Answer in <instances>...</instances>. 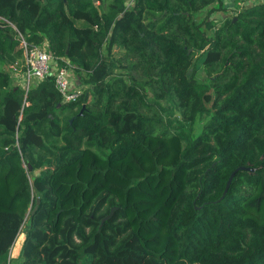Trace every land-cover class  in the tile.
Here are the masks:
<instances>
[{"label":"trees","instance_id":"1","mask_svg":"<svg viewBox=\"0 0 264 264\" xmlns=\"http://www.w3.org/2000/svg\"><path fill=\"white\" fill-rule=\"evenodd\" d=\"M235 1L0 0V264L19 233L21 264H264V0ZM12 25L86 90L12 85Z\"/></svg>","mask_w":264,"mask_h":264},{"label":"built area","instance_id":"2","mask_svg":"<svg viewBox=\"0 0 264 264\" xmlns=\"http://www.w3.org/2000/svg\"><path fill=\"white\" fill-rule=\"evenodd\" d=\"M256 1V0H250ZM15 29V25H12ZM18 45L22 49V58L9 64L12 71L20 77V85L27 89L33 80H40L51 74L55 87L64 101L77 98L82 92V84L75 81V72L70 61L59 64L52 52L48 49V42L35 43L29 41L23 33L16 29ZM19 70V72H15Z\"/></svg>","mask_w":264,"mask_h":264},{"label":"rangeland","instance_id":"3","mask_svg":"<svg viewBox=\"0 0 264 264\" xmlns=\"http://www.w3.org/2000/svg\"><path fill=\"white\" fill-rule=\"evenodd\" d=\"M226 4H230L232 1L233 3L236 2L235 0H224ZM250 1V0H249ZM131 0H127V3H130ZM243 0H238V2L236 3L237 6H235V4H232V6L234 7H238L239 5H243L244 3H242ZM249 3V2H246ZM239 4V5H238ZM233 10V9H231ZM226 13L223 11H214L213 13H211L208 17H213L214 19H219L222 16H224ZM206 15V9H203L200 12H197L195 14V18L196 19H202L204 16ZM215 23H217V21H215ZM209 29H206V31H208ZM209 34V33H208ZM201 59H202V53H195L193 56V60H192V65L190 67L189 73L192 72L194 78L198 81H202V82H207L208 78L207 75L202 67V63H201ZM5 64L0 63V68H4ZM74 70H72V72H75V81H78V83H81L82 89L84 90L85 88H87V85L85 84V82L83 81V73L80 74L78 68H76L75 66H73ZM9 70L11 71V67H9ZM15 72H19V70L15 71ZM11 73V72H10ZM12 76H13V80L11 81V84H19L21 82L20 77H18L16 75V73L12 72ZM89 87V86H88ZM86 90V89H85ZM148 95L150 98H152V91L148 90ZM159 104L164 106V110L161 109H157V111H159L160 113H162V116H164L165 118L167 116H170V114L173 112V114H177L176 109H174V107H172L170 105L169 102H165L162 99H159ZM170 111H172L171 113H169ZM206 119V114L205 112H201V115L197 118L195 125H194V130L193 132H195L202 124V122ZM34 173L38 172V169L33 170ZM21 238H22V233H19L18 236L16 237L10 252H9V256H8V260L6 264H21V254H20V244H21Z\"/></svg>","mask_w":264,"mask_h":264},{"label":"water","instance_id":"4","mask_svg":"<svg viewBox=\"0 0 264 264\" xmlns=\"http://www.w3.org/2000/svg\"><path fill=\"white\" fill-rule=\"evenodd\" d=\"M93 1H96V0H93ZM243 168H249V167H246V166H238V167H236L233 171L230 172V174L228 175L227 180H226V182H225V186H224L223 192L225 191V189H226V187H227V185H228V183H229V181H230V179H231L233 173L235 172V170H237V169H243ZM31 169H32V165H31L30 163H28V170H31ZM36 201L38 202V199H37ZM35 208H36V206H34L32 210H34ZM114 208H116V207L113 206V207L110 209L109 213H107L105 216H103V217L101 218V220H100V225H99V226H101V225L103 224V222H104L106 219H108V218H110V217L112 216L113 211H114Z\"/></svg>","mask_w":264,"mask_h":264},{"label":"crops","instance_id":"5","mask_svg":"<svg viewBox=\"0 0 264 264\" xmlns=\"http://www.w3.org/2000/svg\"><path fill=\"white\" fill-rule=\"evenodd\" d=\"M245 1H249V0H244V2H245ZM244 2H243V3H244Z\"/></svg>","mask_w":264,"mask_h":264}]
</instances>
